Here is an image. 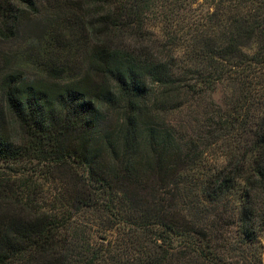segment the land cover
I'll return each mask as SVG.
<instances>
[{"label":"trees","instance_id":"obj_1","mask_svg":"<svg viewBox=\"0 0 264 264\" xmlns=\"http://www.w3.org/2000/svg\"><path fill=\"white\" fill-rule=\"evenodd\" d=\"M225 1L202 23L209 35L231 22L211 43L197 24L186 34L191 0H0L5 40L23 12L51 5L68 8L89 42L84 73L57 90L22 73L1 82L0 264H219L177 190L226 138L225 162L194 180L207 201L241 190L242 235L264 231V0ZM151 18L168 23L165 35ZM248 42L252 54L241 49ZM218 85L232 89V108L212 98ZM204 104L215 112L195 119L201 132L179 134L171 116L191 118Z\"/></svg>","mask_w":264,"mask_h":264},{"label":"rangeland","instance_id":"obj_2","mask_svg":"<svg viewBox=\"0 0 264 264\" xmlns=\"http://www.w3.org/2000/svg\"><path fill=\"white\" fill-rule=\"evenodd\" d=\"M230 1H225V6L229 9L232 6ZM219 3L220 0H191V7L183 11L191 15V18L184 22L185 25L191 24L190 30L185 28L186 34H198L192 29L197 24L199 33L204 34V36H199V40L209 37L208 39H212L211 43H221L222 34H229L227 27L231 23L229 20L227 26L221 30L222 32L218 29L216 33H213L216 27H212L209 35H205L206 31L202 25V23L209 22L208 17ZM69 12L68 8L60 9L51 5H43L41 11L36 14L23 12L15 37L10 40L0 37V85L6 76L22 73L28 81H35L46 88L57 90L60 87L57 83H64L84 73L88 61L89 42L84 40L83 31L77 22H73ZM230 15L228 11L227 17ZM149 24L160 35H165L169 30L168 23L164 19L151 18ZM203 45L200 43L201 47ZM188 46L182 42L179 44L178 52L181 60L189 61L192 58L189 54L191 48ZM256 46L255 42H248L241 49L245 53L252 54ZM54 67L66 70L65 77L54 78V75L50 74V70L54 72ZM231 94L232 89L218 85L212 93V98L223 109H230L232 108ZM186 103L181 105V108L192 102ZM199 106L191 118H188L186 114L171 116L179 134L189 130L192 136L191 129L200 133L202 127L195 119H203L215 112V108H209L206 104ZM192 107L194 108L195 105ZM190 110L191 107L188 112ZM251 111L252 109L250 112L247 110V113L251 115ZM230 145V138H226L219 140L208 149L207 158L198 160L195 165L194 171L197 173L194 175L189 173L186 176L193 183L183 184L177 190V201L180 208L191 216L198 228L205 232L201 244L206 257L212 258L219 264H264V231L255 241L247 240L241 232L239 222L241 190H235L232 195L228 196L229 199L226 198L223 201H207L201 194V184L199 185L194 180L200 172L225 162L226 152ZM261 198H264V195L259 200ZM192 264L212 263L199 257Z\"/></svg>","mask_w":264,"mask_h":264}]
</instances>
